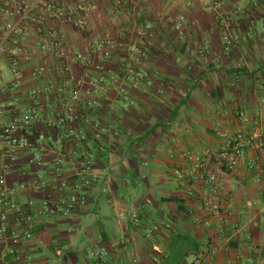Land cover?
I'll return each mask as SVG.
<instances>
[{
  "label": "crops",
  "instance_id": "0c3cea01",
  "mask_svg": "<svg viewBox=\"0 0 264 264\" xmlns=\"http://www.w3.org/2000/svg\"><path fill=\"white\" fill-rule=\"evenodd\" d=\"M215 1L91 0L89 34L65 33L64 47L72 52L109 39L108 68L115 71L120 62L142 78L135 88L117 72L116 85L102 90L115 104L109 120L123 132L115 129L105 159L96 160L97 181L75 217L38 220L26 248L35 264H188L194 258L264 264V174L257 171L264 167V9L251 8L252 0ZM179 17L180 36L173 29ZM202 39L205 54L198 57ZM38 63L33 58L21 66L24 89ZM120 88L128 93L124 103ZM237 111L256 138L225 172L216 165L212 123L222 114L224 128L234 131ZM186 151L201 169L181 156ZM210 173L220 190L217 216L203 209Z\"/></svg>",
  "mask_w": 264,
  "mask_h": 264
},
{
  "label": "built area",
  "instance_id": "2783aa9c",
  "mask_svg": "<svg viewBox=\"0 0 264 264\" xmlns=\"http://www.w3.org/2000/svg\"><path fill=\"white\" fill-rule=\"evenodd\" d=\"M259 6L264 9V0H252L251 8ZM93 9L91 0H0V264H35L26 248L38 220H70L85 206L97 181L89 148L102 139L109 144L115 135L109 120L115 104L102 90L116 85L117 72L131 77L134 85L142 78L120 62L115 71L108 68L109 39L88 42L73 52L64 47L67 31L89 34ZM178 20L173 29L180 36ZM32 35L39 40L22 46L21 39ZM206 43L200 41L198 57L204 56ZM229 44L223 36L224 51ZM33 58L39 63L28 70L29 87L24 89L21 66ZM234 118L240 126L234 131L224 128L222 114L212 123L218 138L216 165L225 172L238 166L256 138L243 129L249 123L244 112H235ZM181 156L196 171L202 168L196 155L186 151ZM257 171L264 174V167L259 164ZM174 175L181 177L177 170ZM203 184V209L217 216L220 190L215 175L208 174ZM129 216L135 221L134 213ZM188 264H200V259Z\"/></svg>",
  "mask_w": 264,
  "mask_h": 264
},
{
  "label": "trees",
  "instance_id": "16d2710c",
  "mask_svg": "<svg viewBox=\"0 0 264 264\" xmlns=\"http://www.w3.org/2000/svg\"><path fill=\"white\" fill-rule=\"evenodd\" d=\"M188 69V68H187ZM190 69V68H189ZM188 69V70H189ZM134 71L135 72H139L138 70H135L134 69ZM119 73V72H118ZM133 85V84H132ZM135 88H137L136 87V85H133ZM117 93H118V100L119 101H121V103H124V102H122V100H124V97L126 96V95H128V93L126 92V89L124 90L123 88L121 89V92H119V91H117ZM124 105H127V104H123L122 106H121V108H120V110L121 111H126V109L124 108ZM128 107H129V105L127 106V110H128ZM118 127H114V129H116V131H118V132H120V133H122L123 131L122 130H119V129H117ZM115 131V132H116ZM113 139V138H112ZM111 139V140H112ZM107 145V142H106V140H104V139H102L101 141H99V142H95L94 143V145L92 146V147H90L89 148V153L93 156V159L94 160H97V161H100V160H104L105 159V157H106V155L108 154V146H106Z\"/></svg>",
  "mask_w": 264,
  "mask_h": 264
},
{
  "label": "rangeland",
  "instance_id": "374dc122",
  "mask_svg": "<svg viewBox=\"0 0 264 264\" xmlns=\"http://www.w3.org/2000/svg\"><path fill=\"white\" fill-rule=\"evenodd\" d=\"M124 58V57H123ZM6 77V76H5ZM118 91V90H117Z\"/></svg>",
  "mask_w": 264,
  "mask_h": 264
}]
</instances>
